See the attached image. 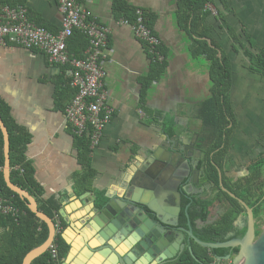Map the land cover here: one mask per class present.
<instances>
[{"label":"crops","instance_id":"crops-1","mask_svg":"<svg viewBox=\"0 0 264 264\" xmlns=\"http://www.w3.org/2000/svg\"><path fill=\"white\" fill-rule=\"evenodd\" d=\"M123 1L154 14L153 32L165 51L166 67L143 94L151 62L132 28L115 17L114 0H79L109 30L103 68L113 117L90 155L96 172L91 192L78 195L71 183L80 166L74 136L65 120L66 101L59 104L63 108L56 101L59 89H64L61 67L51 65L39 51L0 46V97L10 106L15 122L31 136L26 154L36 181L48 195L63 197V211L73 194H88L95 203V192H100L108 201L122 194L132 181H143L146 165L154 170L163 167L169 137L162 126L165 122L175 133L170 139H176L179 148L185 147L192 160L210 144L211 131L199 119L200 107L210 97L209 61L191 54V38L177 22L179 0ZM209 1L218 15L205 19L208 43L213 41L220 48L231 72L229 104L235 133L223 169L228 178L237 180L247 175L257 159L264 158V72L255 70L249 58V54L264 53V0ZM0 2L24 7L29 17L51 33L60 30L57 0ZM191 171L187 194L208 199L209 188L199 183L198 168ZM168 174L167 184L172 179L170 171ZM191 178L197 183L191 184ZM60 220L63 222L61 216L59 225Z\"/></svg>","mask_w":264,"mask_h":264},{"label":"trees","instance_id":"trees-1","mask_svg":"<svg viewBox=\"0 0 264 264\" xmlns=\"http://www.w3.org/2000/svg\"><path fill=\"white\" fill-rule=\"evenodd\" d=\"M209 0H179L177 9V22L181 30L191 38V54L194 57L203 56L209 61V77L211 82L210 97L204 101L199 110V119L203 127L211 131L210 144L202 153L199 166L202 171L201 182L211 185V198L199 197L184 198L182 201V222L184 210L187 211L191 230L194 236L204 243H226L241 239L246 232V212L238 200L243 201L252 209L255 221L256 236L260 234L259 224L264 221V158L257 159L247 170V175L237 180L226 176L223 165L228 154L230 142L235 133L234 115L229 104V91L231 87V72L229 63L220 48L213 42L208 43L209 34L204 26L205 19L210 14L204 10ZM7 5L11 8H17ZM137 8L127 5L123 0H114L113 13L118 20L133 24L136 20ZM145 26L153 31L154 14L139 9ZM28 19L36 26L45 28L33 17ZM46 29V28H45ZM47 30V29H46ZM89 46V39L80 31H75L67 40V50L70 59L81 60ZM144 46V45H143ZM145 47V46H144ZM158 50L164 55L161 45ZM145 51L151 62V71L143 85V94L146 88L162 76L166 62L158 63ZM252 67L264 72V53L249 54ZM69 67H61V84L56 101L59 108L61 102L66 101V107L75 95V89L70 86V77H64ZM0 119L4 124L9 137L10 181L13 185L29 193L36 201L38 210L51 220L60 219L65 200L61 195H48L45 189L36 181L35 171L27 157V148L31 142L30 134L20 127L11 114V108L0 97ZM166 123V122H165ZM166 127L165 133L172 138L175 133L172 126ZM75 140V150L80 170L72 176L71 183L76 194H84L93 190L96 172L91 165L90 142L87 135L77 136L69 126ZM4 165L3 137L0 131V197L9 199L19 210L12 216L0 215V264H22L23 259L31 250L43 244L48 237L46 225L41 222L27 208L26 201L20 199L10 191L2 177ZM222 174V190L219 185V174ZM229 193L235 198L230 197ZM98 205L106 202V197L95 192ZM186 220V219H185ZM184 223V222H183ZM60 227L63 222L60 220ZM54 243L57 246V259H51L49 251L43 253L31 264H61L67 253V245L58 234ZM191 255L185 251L177 260V264H207L213 259L224 260L230 253L236 255L238 249H208L195 243L192 244Z\"/></svg>","mask_w":264,"mask_h":264},{"label":"water","instance_id":"water-1","mask_svg":"<svg viewBox=\"0 0 264 264\" xmlns=\"http://www.w3.org/2000/svg\"><path fill=\"white\" fill-rule=\"evenodd\" d=\"M3 137L4 165L2 177L6 187L20 199L48 230L46 241L27 253L22 264L31 262L47 252L56 236V223L37 208L36 201L28 192L10 181L9 137L0 119ZM166 159L163 167L152 169L149 165L142 172L143 181H132L117 197H109L103 205L88 199V194H73L64 211L61 239L67 245V253L61 264H170L184 252L187 241L208 249H238L233 264H264V229L256 236L252 209L238 200L246 212V232L241 239L226 243H204L198 240L190 226L187 211L186 224L181 223L182 198L187 194L192 174V158L176 139L166 140ZM171 173V181L166 179ZM219 185L222 190V174ZM170 177V178H171ZM230 197L235 196L229 193ZM107 199V198H106ZM189 253L192 255L191 249ZM230 255L225 260L230 259Z\"/></svg>","mask_w":264,"mask_h":264},{"label":"built area","instance_id":"built-area-1","mask_svg":"<svg viewBox=\"0 0 264 264\" xmlns=\"http://www.w3.org/2000/svg\"><path fill=\"white\" fill-rule=\"evenodd\" d=\"M61 14V27L57 33H51L36 26L27 17L24 7H0V46L15 45L28 50L39 51L46 55L51 65L69 67L70 86L75 95L65 109V120L74 133L89 137V149L93 152L100 144L105 127L113 117V108L109 102V93L104 86L105 71L103 61L108 44V28L99 24L91 12L83 8L79 0H57ZM210 16H217L218 11L212 3L204 7ZM120 23L132 28L135 38L142 43L152 58L158 63L165 60L158 50L160 41L155 33L143 23L142 13L136 11L133 24L120 20ZM75 31H80L89 39L85 58L70 59L67 40ZM141 115L143 113L139 111ZM1 172V171H0ZM19 210L9 199L0 197V215L16 216ZM56 236L61 233L58 217H55ZM55 236V237H56ZM51 259H57V246L50 245ZM237 256V255H235ZM229 260L213 259L207 264H233Z\"/></svg>","mask_w":264,"mask_h":264},{"label":"flooded vegetation","instance_id":"flooded-vegetation-1","mask_svg":"<svg viewBox=\"0 0 264 264\" xmlns=\"http://www.w3.org/2000/svg\"><path fill=\"white\" fill-rule=\"evenodd\" d=\"M205 150H206V148L203 149V150H201V151H199V154H200L199 157H194V159H193V165L195 166V168H198V172H199V174H198V176H199V180H198V181H199V183L201 182V178H202V171H201V169H200L199 162H200V159H201L202 153H203ZM196 173H197V172H196ZM193 183H197V182L195 181L194 178H191V184H193ZM201 185H204L205 187L209 188L208 191H207V192H208V197H207V198L210 199L211 196H212V194H211V185H209V184H204V183H202V182H201ZM189 197H194V196H190V195H189ZM200 198L203 199V197H200ZM183 199H184V198H182V201H183ZM205 199H206V198H205ZM181 220H182V216H181ZM183 222H184V223H183ZM183 222L181 221V223L185 225V224H186L185 218L183 219ZM235 240H237V239H235ZM193 243H195V242H193L192 240L187 241L186 248H185L184 252H185V251H188V252H189V249H191V251H192V244H193ZM195 244H196V243H195ZM184 252H183V253H184ZM183 253H182V254H183ZM237 254H238V253H237ZM237 254H236V255H237ZM192 255H193V252H192ZM229 255H230L231 257L235 256V255H233L232 253H230ZM229 255H228V256H229ZM179 258H180V257H179ZM179 258H178V259H179ZM178 259H177V260H178ZM177 260L174 261L173 263H170V264H177V262H178Z\"/></svg>","mask_w":264,"mask_h":264},{"label":"rangeland","instance_id":"rangeland-1","mask_svg":"<svg viewBox=\"0 0 264 264\" xmlns=\"http://www.w3.org/2000/svg\"><path fill=\"white\" fill-rule=\"evenodd\" d=\"M264 229V221L262 223L259 224V232H261Z\"/></svg>","mask_w":264,"mask_h":264}]
</instances>
